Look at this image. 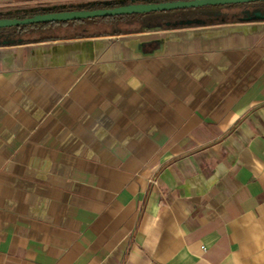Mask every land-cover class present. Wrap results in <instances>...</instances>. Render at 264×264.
<instances>
[{"label": "crops", "instance_id": "obj_1", "mask_svg": "<svg viewBox=\"0 0 264 264\" xmlns=\"http://www.w3.org/2000/svg\"><path fill=\"white\" fill-rule=\"evenodd\" d=\"M0 264H264V20L0 46Z\"/></svg>", "mask_w": 264, "mask_h": 264}, {"label": "trees", "instance_id": "obj_2", "mask_svg": "<svg viewBox=\"0 0 264 264\" xmlns=\"http://www.w3.org/2000/svg\"><path fill=\"white\" fill-rule=\"evenodd\" d=\"M163 1H156V3ZM147 3H154L148 1ZM134 4L125 0L123 4L111 2L102 4L96 2L90 8L51 9L48 11L36 10L25 12L21 15L1 16L0 19H22L36 16L37 14H49L51 12H66L80 10L109 9L124 5ZM264 20V2L230 4L226 6H211L186 8L182 10H169L168 12H153L139 15H124L97 17L81 21L37 23L18 27L0 28V46L23 45L24 43L40 40H52L66 36L81 37L83 35H117L126 32L153 31L154 29H183L212 25L213 23H226L228 21H255Z\"/></svg>", "mask_w": 264, "mask_h": 264}, {"label": "water", "instance_id": "obj_3", "mask_svg": "<svg viewBox=\"0 0 264 264\" xmlns=\"http://www.w3.org/2000/svg\"><path fill=\"white\" fill-rule=\"evenodd\" d=\"M264 2V0H182L159 3L129 4L109 9L80 10L66 12H51L49 14H37L33 17L22 19H0V28L18 27L37 23L81 21L95 19L97 17L139 15L153 12H168L169 10H182L186 8L226 6L230 4H245Z\"/></svg>", "mask_w": 264, "mask_h": 264}, {"label": "rangeland", "instance_id": "obj_4", "mask_svg": "<svg viewBox=\"0 0 264 264\" xmlns=\"http://www.w3.org/2000/svg\"><path fill=\"white\" fill-rule=\"evenodd\" d=\"M131 1V0H130ZM157 0H153L152 2H156ZM97 1L93 2V3H80V4H76V3H65L63 5H42V6H36V7H31V8H27V7H7L4 9H0V15L1 16H7V15H21L22 13L25 12H35L36 10H41V11H48L51 9H63L66 10V8H72V9H80V8H85L88 9L90 8L92 5H94ZM133 2V1H132ZM148 1H138V2H134V4H138V3H147ZM98 3H102V4H109L111 2H98ZM120 4H123L124 2H118Z\"/></svg>", "mask_w": 264, "mask_h": 264}]
</instances>
